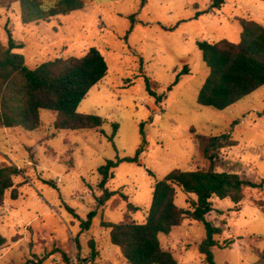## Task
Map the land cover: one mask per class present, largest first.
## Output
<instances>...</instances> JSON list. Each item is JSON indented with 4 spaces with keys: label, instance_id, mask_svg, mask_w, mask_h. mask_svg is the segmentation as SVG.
Instances as JSON below:
<instances>
[{
    "label": "rangeland",
    "instance_id": "1",
    "mask_svg": "<svg viewBox=\"0 0 264 264\" xmlns=\"http://www.w3.org/2000/svg\"><path fill=\"white\" fill-rule=\"evenodd\" d=\"M39 1L47 8L58 0ZM82 1L81 9L68 14L23 23L20 3L0 0V46L7 47L8 29L22 45L13 52L22 54L28 67L79 57L91 47L108 67L77 108L100 116L99 128L57 130L55 112L46 109L39 111L36 130L0 128V166L20 169L13 178L17 197L8 189L0 204V264H67L63 253L73 264H127L102 222L143 223L156 181L173 169H207L195 133H227L233 141L219 149L216 171L264 180V85L222 110L196 101L209 74L196 42H239L237 19L264 25V0H225L221 9L207 12L212 0ZM181 70L186 74L173 85ZM146 78L158 97L146 91ZM143 139L139 163L114 168L105 187L115 193L98 206V168L107 160L133 157ZM175 189V204L190 209L196 196ZM210 202L206 220L222 228L215 240L233 241L212 248L215 264H258L257 253L264 250V188H246L239 204L218 197ZM91 210L96 216L82 229ZM204 238L203 224L189 218L159 234L176 264H204L198 250Z\"/></svg>",
    "mask_w": 264,
    "mask_h": 264
},
{
    "label": "trees",
    "instance_id": "2",
    "mask_svg": "<svg viewBox=\"0 0 264 264\" xmlns=\"http://www.w3.org/2000/svg\"><path fill=\"white\" fill-rule=\"evenodd\" d=\"M17 1L21 6L23 23L46 20L83 7L82 0H58L47 8L39 0ZM224 3L225 0H212L204 12L220 9ZM237 20L241 26L239 42L226 39L196 42L202 60L209 69L197 94L196 101L199 105L222 110L264 85V25L250 18ZM7 35V47L0 46V128L36 130L40 125L41 109L55 112L53 127L57 130L95 129L102 125L100 116L77 111L81 100L106 75L108 69L104 56L96 47L89 48L79 57H56L30 68L25 64L22 54L13 52L22 45L14 41L8 29ZM181 74H186L185 70L176 75L173 85L178 82ZM145 85L150 96L158 97L148 78L145 79ZM167 89H171V86ZM117 127L114 124L112 137ZM194 138L198 141L203 156L209 160L207 169H173L156 181L143 223L102 222L104 227L110 229V243L119 248L127 264H176L171 252L161 247L159 234L167 235L173 227L181 225L187 218L203 224L205 238L198 245V250L203 255L204 264H215L212 248L228 247L233 241L219 244L215 240L214 236L221 234L222 228L206 220V215L212 211L210 199L229 198L234 204H239L246 188H264V180L255 182L236 172L215 170L219 149L234 145L227 133L219 136L195 133ZM144 144L145 139L133 157L107 160L98 168L101 176L98 186L102 190L96 200L98 206L104 205L115 193L105 187L108 179L114 177V168L121 162L139 163L138 157ZM19 174L20 169L15 165L0 166V204L8 189H11L13 199L17 197L13 178ZM175 187L196 196V199L189 202L190 209H183L175 204ZM95 216L96 210L89 211L86 219L80 222L81 228L88 229ZM3 242L4 238L0 235V247ZM62 256L67 264H73L66 254L63 253ZM257 256V263L264 264V250L258 252Z\"/></svg>",
    "mask_w": 264,
    "mask_h": 264
},
{
    "label": "crops",
    "instance_id": "3",
    "mask_svg": "<svg viewBox=\"0 0 264 264\" xmlns=\"http://www.w3.org/2000/svg\"><path fill=\"white\" fill-rule=\"evenodd\" d=\"M221 8H222V7H221ZM221 8H220V9H221ZM218 41H219V40H218ZM208 42H216V41H208Z\"/></svg>",
    "mask_w": 264,
    "mask_h": 264
}]
</instances>
